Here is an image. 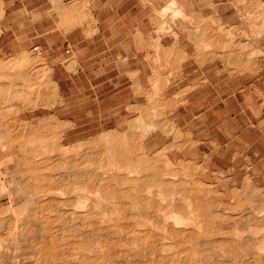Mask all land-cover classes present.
I'll return each mask as SVG.
<instances>
[{
    "label": "bare ground",
    "instance_id": "1",
    "mask_svg": "<svg viewBox=\"0 0 264 264\" xmlns=\"http://www.w3.org/2000/svg\"><path fill=\"white\" fill-rule=\"evenodd\" d=\"M239 1L264 38V0ZM101 31L93 0H0V264H259L264 201L245 209L238 202L222 215L201 182L178 180L114 138L112 103L103 123L85 112L99 90L94 83L95 94L84 98L83 88L62 92L81 73L75 48ZM105 85L110 100L111 81ZM62 113L73 120L60 121ZM79 174L86 181L61 183ZM79 187L90 197L81 188L71 197ZM115 200L140 215L115 214ZM131 217L137 224L126 222ZM146 224L153 230L139 228Z\"/></svg>",
    "mask_w": 264,
    "mask_h": 264
},
{
    "label": "rangeland",
    "instance_id": "2",
    "mask_svg": "<svg viewBox=\"0 0 264 264\" xmlns=\"http://www.w3.org/2000/svg\"><path fill=\"white\" fill-rule=\"evenodd\" d=\"M215 2L93 0L102 31L75 48L80 77L66 82L62 92L69 95L83 88L84 98L95 94L94 83L99 90L93 101H85V112L92 110L103 123L112 103L114 138L138 146L140 152L132 155L143 153L166 171L175 170L178 180L184 177L188 185L201 182L223 215L221 209L235 213L238 202L245 209V203L256 206L264 201V38L255 36L258 28L241 9L242 1ZM107 81L110 100L104 97ZM48 113L38 117L45 119ZM65 120H73L72 115L62 113L60 121ZM127 170L120 167V174L129 175ZM81 176L61 183L78 177L86 181ZM80 188L71 197L79 196ZM83 190L85 194L89 189ZM113 206L115 214L140 215L131 204L115 200ZM162 214L171 216L168 210ZM138 219L126 222L137 224ZM139 228L153 230L149 225ZM262 232L258 228L257 235ZM257 249L262 253L258 263L264 264V246Z\"/></svg>",
    "mask_w": 264,
    "mask_h": 264
}]
</instances>
